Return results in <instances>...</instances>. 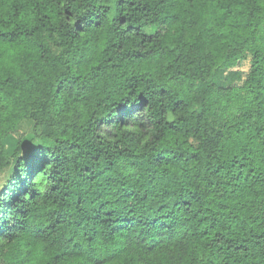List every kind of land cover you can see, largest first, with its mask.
<instances>
[{
	"label": "trees",
	"instance_id": "trees-1",
	"mask_svg": "<svg viewBox=\"0 0 264 264\" xmlns=\"http://www.w3.org/2000/svg\"><path fill=\"white\" fill-rule=\"evenodd\" d=\"M0 180V264H264V0H0Z\"/></svg>",
	"mask_w": 264,
	"mask_h": 264
},
{
	"label": "rangeland",
	"instance_id": "rangeland-1",
	"mask_svg": "<svg viewBox=\"0 0 264 264\" xmlns=\"http://www.w3.org/2000/svg\"><path fill=\"white\" fill-rule=\"evenodd\" d=\"M243 71H246L248 69V63H244L241 66ZM21 131H23L27 136H30L33 133V128L32 125H27V124H23L20 128ZM16 141H17V136L16 135H11L10 137H8V139L5 141L4 146L5 148L11 152L15 145H16ZM3 175L6 174V172L2 173ZM0 185H1V180H0Z\"/></svg>",
	"mask_w": 264,
	"mask_h": 264
}]
</instances>
